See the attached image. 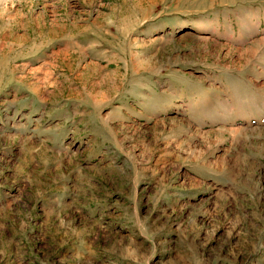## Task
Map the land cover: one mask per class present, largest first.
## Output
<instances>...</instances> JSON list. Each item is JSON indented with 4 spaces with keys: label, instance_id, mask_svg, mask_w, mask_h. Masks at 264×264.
<instances>
[{
    "label": "rangeland",
    "instance_id": "374dc122",
    "mask_svg": "<svg viewBox=\"0 0 264 264\" xmlns=\"http://www.w3.org/2000/svg\"><path fill=\"white\" fill-rule=\"evenodd\" d=\"M0 264H264V0H0Z\"/></svg>",
    "mask_w": 264,
    "mask_h": 264
},
{
    "label": "bare ground",
    "instance_id": "6f19581e",
    "mask_svg": "<svg viewBox=\"0 0 264 264\" xmlns=\"http://www.w3.org/2000/svg\"><path fill=\"white\" fill-rule=\"evenodd\" d=\"M238 128V127H237Z\"/></svg>",
    "mask_w": 264,
    "mask_h": 264
}]
</instances>
